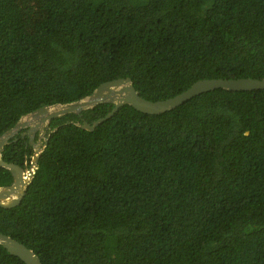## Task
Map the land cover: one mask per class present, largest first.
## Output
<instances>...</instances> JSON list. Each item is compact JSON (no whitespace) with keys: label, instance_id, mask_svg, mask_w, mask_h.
Returning a JSON list of instances; mask_svg holds the SVG:
<instances>
[{"label":"trees","instance_id":"16d2710c","mask_svg":"<svg viewBox=\"0 0 264 264\" xmlns=\"http://www.w3.org/2000/svg\"><path fill=\"white\" fill-rule=\"evenodd\" d=\"M30 30L0 0V137L44 105L131 78L164 100L205 78L264 77V0H44ZM103 102L50 122L0 232L43 264H264V89L201 93L160 114ZM29 137L3 159L25 167ZM13 174L0 166V186ZM0 264H26L0 244Z\"/></svg>","mask_w":264,"mask_h":264},{"label":"water","instance_id":"95a60500","mask_svg":"<svg viewBox=\"0 0 264 264\" xmlns=\"http://www.w3.org/2000/svg\"><path fill=\"white\" fill-rule=\"evenodd\" d=\"M217 88L230 91H245L264 89L263 78H205L193 83L187 90L164 100H149L141 96L136 89L131 78H118L106 81L99 85L90 95L77 101L68 103H55L44 105L20 118L14 127L6 131L0 137V166L5 167L13 174V182L10 185L0 186V205L9 208L19 204L24 197L38 167V159L45 148L48 137L36 144L34 141L35 132L50 128L53 118L60 117L69 113L82 115L86 109L103 102H113L115 104L112 111L106 116L95 120L93 123L84 121L82 128L94 130L96 126L114 115L123 104H129L139 111L160 114L183 104L185 101L201 93L208 92ZM30 127L25 134L31 137V143L35 150L29 164L22 167L15 163L7 162L3 159V149L17 132L25 127ZM0 244L10 253L20 257L26 264H43L39 255L26 246L24 243L10 235L0 232Z\"/></svg>","mask_w":264,"mask_h":264},{"label":"rangeland","instance_id":"374dc122","mask_svg":"<svg viewBox=\"0 0 264 264\" xmlns=\"http://www.w3.org/2000/svg\"><path fill=\"white\" fill-rule=\"evenodd\" d=\"M23 11L25 24L32 30L35 25L46 16L44 0H17ZM27 127L21 129L23 131Z\"/></svg>","mask_w":264,"mask_h":264},{"label":"flooded vegetation","instance_id":"af4514ba","mask_svg":"<svg viewBox=\"0 0 264 264\" xmlns=\"http://www.w3.org/2000/svg\"><path fill=\"white\" fill-rule=\"evenodd\" d=\"M29 126L27 127V129H25V130H23V131H19V132H17L16 134H18V133H21L22 134V136H27V137H29V142L31 143V137L29 136V134H25V135H23V133H26L28 130H29ZM49 128L48 129H45V133H42V131L41 130H37L36 132H35V136H34V141H35V143L37 144L38 142H39V140H42L43 142H44V139L46 138V137H48V135H49ZM15 134V135H16ZM14 135V136H15ZM32 144V143H31ZM33 145V144H32ZM33 147H34V145H33ZM34 150H35V147L33 148Z\"/></svg>","mask_w":264,"mask_h":264}]
</instances>
